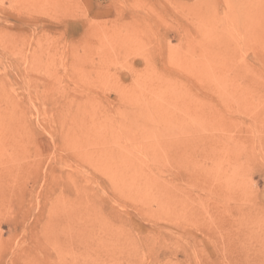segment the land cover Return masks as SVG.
Returning a JSON list of instances; mask_svg holds the SVG:
<instances>
[{"label": "rangeland", "instance_id": "rangeland-1", "mask_svg": "<svg viewBox=\"0 0 264 264\" xmlns=\"http://www.w3.org/2000/svg\"><path fill=\"white\" fill-rule=\"evenodd\" d=\"M0 264H264V0H0Z\"/></svg>", "mask_w": 264, "mask_h": 264}, {"label": "bare ground", "instance_id": "bare-ground-1", "mask_svg": "<svg viewBox=\"0 0 264 264\" xmlns=\"http://www.w3.org/2000/svg\"><path fill=\"white\" fill-rule=\"evenodd\" d=\"M148 123H149V122H148ZM122 124H124V123H122ZM149 124H150V123H149ZM151 125L153 126L154 124H151ZM147 126H149V125L147 124L146 127H147ZM152 126H150V127H152ZM126 127H127V126H126ZM128 127H129V126H128ZM128 127H127V128H128ZM150 127H149V128H150ZM110 128H111V127H110ZM120 128H121V126H120ZM120 128H118V130H119ZM122 128H123V127H122ZM149 128H148V129H149ZM151 129H152V128H151ZM118 130H117V131H118ZM122 130H124V128H123ZM127 130H128V129H127ZM147 131H150V130H147ZM152 131H153V130H152ZM119 133H120V132H119ZM127 133H128V132H127ZM117 134H118V133H116V135H117ZM150 134L152 135V133H150ZM153 134H154V133H153ZM116 135H115V137H116ZM118 135H119V134H118ZM127 135H128V134H127ZM146 135H147V134H146ZM150 143H152V142H149V144H150ZM132 170H133V172H136L135 167H132Z\"/></svg>", "mask_w": 264, "mask_h": 264}]
</instances>
